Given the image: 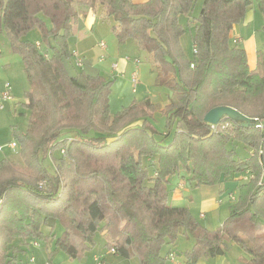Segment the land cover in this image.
Instances as JSON below:
<instances>
[{
  "label": "trees",
  "instance_id": "16d2710c",
  "mask_svg": "<svg viewBox=\"0 0 264 264\" xmlns=\"http://www.w3.org/2000/svg\"><path fill=\"white\" fill-rule=\"evenodd\" d=\"M195 1L0 0V26L28 80L29 118L26 133L12 129L21 165L0 160V264H31L22 256L35 244L50 260L60 253L81 260L99 233L119 257L139 264H168L181 237L194 240L184 264L223 257L230 244L246 250L251 264H264V50L251 68L231 36L248 9L264 18V0H204L193 16ZM90 12L112 21L121 43L134 40L158 84L171 90L173 135L157 139L149 100L112 115V80L85 59L81 68L73 63L69 41ZM191 25L193 60L182 45ZM34 29L37 43L24 39ZM217 107L252 123L225 117L207 124ZM238 146L249 155L241 157ZM173 177L222 193L240 182L229 192L235 199L223 226L209 230L190 209L171 206Z\"/></svg>",
  "mask_w": 264,
  "mask_h": 264
},
{
  "label": "rangeland",
  "instance_id": "374dc122",
  "mask_svg": "<svg viewBox=\"0 0 264 264\" xmlns=\"http://www.w3.org/2000/svg\"><path fill=\"white\" fill-rule=\"evenodd\" d=\"M135 3H144L147 0H133ZM204 0H196L194 3L193 16H198L203 8ZM253 11L251 8L248 9L247 13ZM258 16L256 20L249 28L244 26V21L241 25L243 37L247 38L248 30L254 37L256 47L254 46L252 39L246 42L248 50V58L251 65L256 60V51L264 50V18L261 13L255 12ZM186 23V21L184 20ZM113 23L109 20H102L98 18L95 26L90 30L86 31L84 28L81 30L82 35L90 36L95 42L102 40L107 45L106 59L102 62V55L100 50L94 49L93 55L87 57V62L90 63L91 67L96 69L101 76L107 80H112L113 85L111 87L110 94V110L112 115H116L118 112L125 108L130 107L135 101L143 102L149 100L150 103L155 107L151 117L148 120L152 122L160 133L157 135V139H162L163 135L169 131L173 135L176 126L175 124L168 123V116L166 114L167 105L174 99V95L166 87L158 84V72L155 70L153 65L148 59L146 53L141 50L138 44L129 39L124 43H121L115 36L113 29ZM194 31V25L187 28L186 34L182 38V45L189 60H193L194 47L192 44V33ZM25 40L32 43H37L41 40V34L38 29L31 30L24 37ZM70 47L76 43L75 38L71 37ZM78 43H76L77 45ZM239 44V43H238ZM81 48L82 45L79 44ZM240 43V47H241ZM113 55V58L108 57ZM119 58L130 59V67L127 73L114 75L112 71V64L115 61V56ZM117 60V62H118ZM73 63H76V59H73ZM137 69V70H136ZM138 71V77L140 84L134 89L132 83V74L134 71ZM76 69L73 68V72L76 73ZM6 83H10L12 86L13 100L4 102L3 110L0 109V160L7 157L13 160L18 165H21L22 159L17 151L10 149L9 145L13 142L19 144V141L12 133L13 127H17L20 132L26 133L28 128V113L24 107L25 93L28 90V80L24 71V65L22 58L19 54L15 53L12 49L10 39L5 29L0 26V92L4 89ZM163 134V135H162ZM172 138V137H171ZM239 155L241 157H247L249 153L243 149L242 146H238ZM23 169V168H22ZM19 169L18 171H20ZM24 171V170H22ZM181 181L179 177H173L171 179L170 188H176L177 184ZM237 183L240 182H228L226 184L227 190L224 193H220L217 201L218 206H212L207 203L206 200L210 198L213 190L211 188L202 187L201 189L191 188L188 185L186 190L180 192V200L173 199L169 200L171 206L185 207L191 210L192 214L199 221V223L208 228L209 230H217L222 227L225 221L230 215V206L233 201L229 198V192H233ZM206 202V203H205ZM214 210H217L214 212ZM202 214V216H201ZM97 245L94 249L89 251L86 256L81 260L71 261L64 253H60L52 260H50L48 251L43 245L29 248L27 253L22 256L23 260H32L31 264H94L93 256H103L108 264H139L138 258L124 259L118 256V254H112L110 248L106 245L107 239L102 234H97ZM194 245V240L190 237H181L174 249L177 254V262L184 264L186 258V252L191 249ZM218 261V262H217ZM205 264H251V258L249 254L238 245L230 244L226 255L223 257L216 258H201L198 263Z\"/></svg>",
  "mask_w": 264,
  "mask_h": 264
},
{
  "label": "crops",
  "instance_id": "0c3cea01",
  "mask_svg": "<svg viewBox=\"0 0 264 264\" xmlns=\"http://www.w3.org/2000/svg\"><path fill=\"white\" fill-rule=\"evenodd\" d=\"M253 11H251L250 13H247L246 14V17L244 19V26L249 28L256 20H258V16L255 14V12H257L255 9L251 8ZM82 20V27L86 30V31H90L96 24L97 20H98V17L96 14L90 12L88 13L84 18L81 19ZM247 34L249 35L247 38H244L243 37V33H242V28H241V25H236L234 28H233V31H232V38H233V41H239V46H240V43H241V47H243L246 51H247V54H248V48L247 46L245 45L246 42L250 41L252 39V42L254 44V46L256 47V44H255V40H254V37L252 36V34H250V30H248ZM75 38V41L76 43H78L76 45V43L74 44L73 49H75V51L78 53V55L83 58V59H86L87 60V57H90L91 55H93V52H94V49L98 47L99 49V46L98 44L100 42H103L102 40H98V42H95L93 39L90 38V36H86V35H74L73 36ZM79 44L82 45L83 48H81L79 46ZM100 50V49H99ZM101 52V55L103 54L102 51L100 50ZM259 52L256 51V60H257V53ZM108 54V57L109 58H113V55H109V52L107 53ZM106 55V53H105ZM115 61L116 63L118 64V71L119 72H122V73H127V71L129 70V67H130V63L131 61L129 60H126V58H119L118 60V55L115 56ZM249 59V58H248ZM118 60V62H117ZM256 60L254 62L253 65L250 64L249 62V65L251 66V68H254L256 66ZM114 63V62H113ZM112 67V66H111ZM112 69V68H111ZM113 71V70H112ZM114 75L117 74V72L115 73L113 71ZM203 187H206V188H211L209 190H213L214 192L212 193V195L210 196V198L207 201V203L211 204L210 207L212 206H218L217 204V201L220 199L218 198V195L220 193H222V187L220 186H203ZM188 188V185L183 181L181 180L178 184H177V187L175 188V191L173 193V196L172 198L173 199H177V200H180V192L183 191V190H186ZM202 187L200 188H197V189H201ZM206 203V202H205ZM210 209H214L213 207L210 208ZM217 210H214V212H216ZM202 216V214H201ZM219 259V257H217ZM218 262V261H217ZM198 264H205V263H198ZM216 264H223L222 263H216Z\"/></svg>",
  "mask_w": 264,
  "mask_h": 264
},
{
  "label": "built area",
  "instance_id": "2783aa9c",
  "mask_svg": "<svg viewBox=\"0 0 264 264\" xmlns=\"http://www.w3.org/2000/svg\"><path fill=\"white\" fill-rule=\"evenodd\" d=\"M237 43H239V41H236ZM99 46V49L102 51V59L100 60L101 62L103 60L106 59V51H107V45L105 42H100L98 44ZM74 54V58L76 59V66L78 68H81L84 66V60L83 58H81L78 53L76 51L73 52ZM126 60H130V59H126ZM119 67H118V64L117 63H113L112 64V70L116 73L117 72V75L119 74H123L122 72H119L118 71ZM137 70V69H136ZM134 71L133 74H132V83H133V86H134V89H136L138 87V85L140 84V81H139V77H138V71ZM13 100V93H12V86L10 83H6L4 89L0 92V109L3 110L5 109L4 108V102H9V101H12ZM218 125V124H217ZM215 127V125H212ZM10 149L14 150V151H17L18 150V146H17V143L13 142L9 145ZM229 198L231 200H234L235 197L233 195H229ZM38 244H35V247H37ZM110 252L112 254H116V251L114 249H111ZM31 262H34V258L31 260ZM93 263L94 264H108L106 262V260L103 259L102 256H98V255H94L93 256ZM168 264H179L177 262V259H176V256L175 254H170L168 256Z\"/></svg>",
  "mask_w": 264,
  "mask_h": 264
},
{
  "label": "water",
  "instance_id": "95a60500",
  "mask_svg": "<svg viewBox=\"0 0 264 264\" xmlns=\"http://www.w3.org/2000/svg\"><path fill=\"white\" fill-rule=\"evenodd\" d=\"M225 117L233 122H244L245 126H250L252 123L251 119L230 107H217L212 109L206 114L204 121L209 125H217Z\"/></svg>",
  "mask_w": 264,
  "mask_h": 264
}]
</instances>
